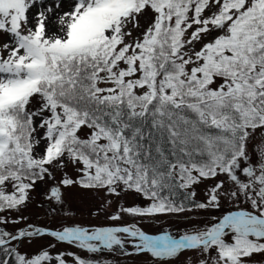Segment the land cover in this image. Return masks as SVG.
<instances>
[{
    "label": "snow or ice",
    "instance_id": "1",
    "mask_svg": "<svg viewBox=\"0 0 264 264\" xmlns=\"http://www.w3.org/2000/svg\"><path fill=\"white\" fill-rule=\"evenodd\" d=\"M0 34V264H99L57 244L153 264L264 253V0H0ZM41 185L50 213L75 185L146 203L109 201L101 224L28 223ZM210 210L178 237L140 226Z\"/></svg>",
    "mask_w": 264,
    "mask_h": 264
},
{
    "label": "rangeland",
    "instance_id": "2",
    "mask_svg": "<svg viewBox=\"0 0 264 264\" xmlns=\"http://www.w3.org/2000/svg\"><path fill=\"white\" fill-rule=\"evenodd\" d=\"M35 12V9H33ZM0 39H4L2 34H0ZM261 136L258 132L253 141L249 143V150L251 152L254 144L260 143ZM253 160H255V153H253ZM67 172L70 176L75 177V169L69 165L66 169H58L55 173L57 180L61 178L64 172ZM210 184L211 181L206 182ZM43 185L37 188L36 191L32 192L31 200L27 206L22 209V214L28 217V223H34L38 225H45L50 227H56L59 224L64 223H81L84 225L101 224L106 222V215L101 214L99 216L91 214L95 213L102 205L107 204L111 201V207L108 208V212L115 210L116 206L120 203L125 205H132L134 203L143 204L146 203L143 197L139 194L128 191L126 193H121L119 197L115 195H110L104 190L96 189H84L78 185L70 186L63 189L64 207L61 209L57 207L56 213H50V204L44 199L43 195ZM206 190V184H200L196 186V199L200 200L204 197V192ZM215 210L210 211H200L198 213H186L185 217L177 216H159L152 220L142 221L140 226L149 234H158L164 230L178 237L184 231L189 230L192 224H203L208 221L212 215H217ZM13 217L17 215L16 212L11 213ZM131 222V218L125 216L122 223ZM23 225H7L9 230H14L16 227H22ZM50 237H43L33 240L30 244L25 243L21 249L29 254L38 252L42 248H47L49 243H53ZM52 254L56 252H75L81 257H90L91 259L98 261L99 264H153L152 258L147 255H133V256H123L118 252H108L103 251L96 254H89L82 251L76 247L70 246L68 244H57L55 249H52ZM191 255L190 252L185 251L183 254L178 255L176 258H172L169 264H186L187 257ZM69 264H72V258L66 257ZM249 259V264H264V253L253 254Z\"/></svg>",
    "mask_w": 264,
    "mask_h": 264
},
{
    "label": "trees",
    "instance_id": "3",
    "mask_svg": "<svg viewBox=\"0 0 264 264\" xmlns=\"http://www.w3.org/2000/svg\"><path fill=\"white\" fill-rule=\"evenodd\" d=\"M183 195H184L183 192H178L176 198L179 200V199H181L183 197Z\"/></svg>",
    "mask_w": 264,
    "mask_h": 264
}]
</instances>
